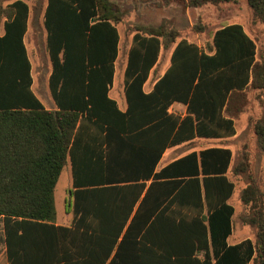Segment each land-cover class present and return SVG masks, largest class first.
Masks as SVG:
<instances>
[{"label":"trees","instance_id":"16d2710c","mask_svg":"<svg viewBox=\"0 0 264 264\" xmlns=\"http://www.w3.org/2000/svg\"><path fill=\"white\" fill-rule=\"evenodd\" d=\"M163 1L197 8L238 0ZM244 1L264 24V0ZM9 7L12 20L0 38V216L8 264H264V190L246 156L231 172L247 174L242 221L252 227L254 241L237 245L227 244L234 189L226 176L228 149L192 152L155 172L168 146L234 136L231 118L245 111L251 96L261 111L252 132L264 153V51L256 41L237 24L216 31L208 49L213 54L182 40L155 91L145 94L160 48L176 33L136 29L122 112L108 97L119 42L113 5L47 0L50 89L58 108L52 111L29 90L21 41L28 6L16 0ZM165 100L186 103L185 117L168 114ZM82 115L105 150L75 143ZM68 157L78 189L71 192L72 226L64 228L54 225L53 191Z\"/></svg>","mask_w":264,"mask_h":264},{"label":"rangeland","instance_id":"374dc122","mask_svg":"<svg viewBox=\"0 0 264 264\" xmlns=\"http://www.w3.org/2000/svg\"><path fill=\"white\" fill-rule=\"evenodd\" d=\"M15 0H1L0 2V21L7 18L11 13L9 6ZM27 4L31 9L32 20L30 21V33L27 37V44L30 50L31 59L35 64L40 66L39 72L43 71L44 62H47V53L45 50L44 39L40 34L43 29L41 22V14L43 9L47 6V0H21ZM114 10L115 19L114 26L117 29L120 38V52L116 63V76L114 81L115 89L122 86V60L125 57V51L130 41L133 39L136 31L141 27H157L163 28L166 33L174 31L176 38L167 47V50L162 51L161 59L157 69L161 67V63L165 61V55L173 49L175 44L180 41H186L194 44L197 48L209 52L211 46L210 40L217 30L222 26L229 24L241 25L246 33L256 41L258 49L264 51V24L255 20L251 9L247 6L244 0H238L236 3H223L219 5L206 4L197 8L189 7L185 2H168L163 0H108ZM137 29V30H136ZM44 30V29H43ZM163 43L166 42V37L160 39ZM169 56V55H168ZM167 56V61H168ZM164 59V60H163ZM36 60L38 62H36ZM154 76V75H153ZM156 76V73H155ZM45 79L43 80V86ZM46 91V93H45ZM45 94V95H44ZM41 101L45 107L53 106V101L49 94V90L43 88ZM183 110L178 108L175 112L180 113ZM244 114V113H243ZM246 116L239 117L237 124L236 137L219 143L213 142L217 145H225L230 147L235 155L233 158V167L237 166L240 161H243L244 156L247 157L249 164V173L254 180L261 185L260 174V152L256 140L252 139V129L247 127ZM209 142H194L189 145L191 149H198V147H206ZM188 150L187 147L180 150L177 155H181ZM244 155V156H243ZM169 155L162 159L161 164H165ZM232 167V168H233ZM230 182L235 185L236 190L230 199V204L236 209L237 215L233 218V222L238 224L240 218H245L240 214L241 204L246 207L240 200L242 190L247 184V174L234 175L232 172L229 175ZM70 169L68 166L64 167L60 178L55 188L56 198V212L58 218L65 217L70 214V210L66 207L69 201L68 187L70 186ZM239 190H241L239 194ZM241 202V203H240ZM247 208V207H246ZM248 213V212H247ZM68 214V215H69ZM247 215V214H245ZM235 226V225H234ZM252 264V263H250Z\"/></svg>","mask_w":264,"mask_h":264},{"label":"crops","instance_id":"0c3cea01","mask_svg":"<svg viewBox=\"0 0 264 264\" xmlns=\"http://www.w3.org/2000/svg\"><path fill=\"white\" fill-rule=\"evenodd\" d=\"M9 9H10V7H9ZM10 10H12V9H10ZM45 10H46V7L43 9V12L41 14V22L43 24V29L44 30L42 29L40 31V34L41 35L43 34L42 37L44 39L45 50H46V53H47V62L46 61L44 62L43 71H41V72L38 71L40 66L36 65L35 61L31 59L30 50H29L28 44H27V37L29 36V33L31 31V29H30V21L33 19L32 16H31V9L29 7L27 8L25 30H24V32L22 34L21 41H22V44H23V46L25 48L27 60H28V63H29V77H30V80H31L29 90H30L31 94L36 98V100L41 104V106L44 109L55 111V110H58V108H57V105H56L55 101L53 100L52 92H51V89H50V77H51V74H52V63H51V60H50V57H49V54H48V51H47V30H46V27H45V24H44ZM11 20H12V18L8 19V18L4 17L0 21V38H4V36L6 35V23L8 21H11ZM229 25H232V24H229ZM225 26H227V25H225ZM225 26H222V27H225ZM243 30H244V28H243ZM244 32L246 33L245 30H244ZM248 37L250 39H252V37H250L249 35H248ZM212 39H213V37L210 40V44L211 45H212ZM252 40H254V39H252ZM177 44H175L173 49L169 52V54H168L169 56L167 54L165 55V61H163L160 64L161 67H159L157 69L156 67L159 65V63H160L159 61H160V59L162 57V55H161L162 51L167 50L166 48H163V47L160 48V52H159L157 61H156L155 65L150 69V71L148 73V76H147V79L144 82L143 87H142V90H143V92L145 94H150L151 92L155 91L156 84L158 83V81L164 76V74L170 68L171 63H172V54H173ZM131 45H132V40L130 41L129 45L126 48L125 57H124V60H122V64H121L122 65V68H121L122 70H121L120 75L122 76L121 77L122 80H120V81H122V86L119 85V87L115 89L114 81H115V76H116V63L118 61L119 52H120V38H119V42H118V46H117V56H116V59L114 61V75H113V79H112V86H111V88H110V90L108 92V97L116 102V105H117L118 109L120 111H122V112H125L127 110V107H128L126 96H125L124 73H125V69H126V65H127L128 51H129ZM198 49L200 51L206 52L205 50H202L200 48H198ZM210 54H213V51ZM167 56H168V61H167ZM36 62H38V61L36 60ZM155 73H156V76H155ZM44 79H45V85L43 86V80ZM43 88H46V89L49 90V94L51 96V100L53 101V106H49L48 108L45 107V105L42 103L41 98H40L41 97L40 94H42ZM45 93H46V91H45ZM164 102L168 105L167 106V113L168 114H172L174 116H177L180 119L185 117V115H186V103H182L180 101L167 102L166 100ZM178 108L182 109L183 111L180 112V113L175 112V109H178ZM260 112L261 111L259 110V107H258L257 103L255 102V100L251 96L250 104L247 106V108L243 112L244 114L241 113L238 117H236V118L232 117L231 118L232 122H233L234 129H235L234 136L229 137V138H223V139L194 138V139H192L190 141L184 142V143L179 144V145L168 146V147H166L164 149V151H163V153H162V155L160 157V160L157 163V166L155 168V172L160 171L162 168H164L165 166L169 165L170 163H172V162H174V161H176V160H178V159H180V158H182V157H184V156H186V155H188V154H190L192 152L199 153L200 151L205 150V149H209V148H225V149H228L231 152V154H232L230 167H229V169L227 171V174H226L228 180H230L229 175H230V173L232 171L233 158H234L235 153L230 147L222 145V144H220V145L216 144L215 145V144H213V142L217 141L219 143H222V142L228 141V140L236 137V135H237V124H238V121H239L238 119H239V117L241 118L242 115H247L246 116L247 127L252 129V124H253V122L256 119H258V117L261 114ZM76 131L77 132H76V136H75V143L80 142L81 144H84V143H89L91 145L95 144L96 148L98 150H101V151L105 150V146H103V145L100 146V145L96 144L95 140H93L92 122L89 119L86 118V115H82L81 116L80 121H79V123L77 125V130ZM252 139H253V141L255 143L256 139H255V136H254L253 132H252ZM194 142H202V143L209 142L211 144H209L206 147L205 146L204 147L203 146L202 147H198V149L189 148L190 147L189 145L193 144ZM185 147H187L188 150L185 153L181 154V155H177L180 152V150H182ZM80 148H81L80 146L78 147V146L75 145V152L79 151ZM167 155H169V158L166 161V163L162 165L161 161ZM77 158L78 159H83L82 157H77ZM66 166H68L69 169H70V177H71L70 186L68 187V190H67L68 191V196H69V201L67 202V205H66V207L70 210V214L68 212L69 215L66 214L65 217H61V219H60V218H58L57 212H56L55 188H56L57 182H58V180L60 178V175L62 173V171H61V173H60V175L58 177V180L56 182L54 191H53L54 210H55L54 225L58 226V227L71 228L72 222H73V219H74L73 208H72L73 198L71 196V192L77 190L78 188L74 187V172H73V168H72V163H71L70 157L67 158V161H66V164H65L64 167H66ZM64 167H63V169H64ZM259 170H260L261 180H262V190H264V153H262V155L260 157V168H259ZM147 185H148V183H147ZM235 190H236V187L234 185V189H233L231 197L233 196ZM240 192H241V190H239V194H240ZM231 197L228 199L227 203L233 208V215H232V218H231L232 231H231L230 236L227 238V244L228 245H237V244H240V243H242V242H244L246 240H249V241L253 242L254 241V231H253L252 227H250L249 225L244 224L243 221H242V218H240V221H239L238 224H235L233 222V218L235 217V215H237V211L229 202ZM238 211L240 213L238 215H241L243 217H245L246 216L245 214H247V212H248L247 208L244 207L242 204L240 206V209H238ZM4 228H5L4 227V220H3V217L0 216V264H8L7 245H6V236H5V229Z\"/></svg>","mask_w":264,"mask_h":264}]
</instances>
